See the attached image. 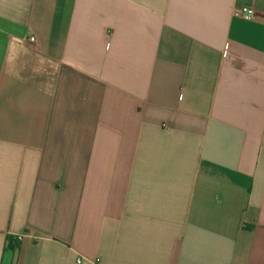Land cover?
Wrapping results in <instances>:
<instances>
[{"label": "crops", "instance_id": "crops-1", "mask_svg": "<svg viewBox=\"0 0 264 264\" xmlns=\"http://www.w3.org/2000/svg\"><path fill=\"white\" fill-rule=\"evenodd\" d=\"M78 258L264 264V0H0V264Z\"/></svg>", "mask_w": 264, "mask_h": 264}, {"label": "built area", "instance_id": "built-area-1", "mask_svg": "<svg viewBox=\"0 0 264 264\" xmlns=\"http://www.w3.org/2000/svg\"><path fill=\"white\" fill-rule=\"evenodd\" d=\"M235 15L245 20H253L255 18V10L252 7L245 6V7L236 9ZM28 40L29 42L33 44H36L38 41L35 35H31ZM17 237L18 239H21L23 235H18ZM81 262H82V258H78L76 260V264H81Z\"/></svg>", "mask_w": 264, "mask_h": 264}, {"label": "trees", "instance_id": "trees-1", "mask_svg": "<svg viewBox=\"0 0 264 264\" xmlns=\"http://www.w3.org/2000/svg\"><path fill=\"white\" fill-rule=\"evenodd\" d=\"M20 241L21 239H18L17 236H7L6 248L15 251L19 247Z\"/></svg>", "mask_w": 264, "mask_h": 264}]
</instances>
